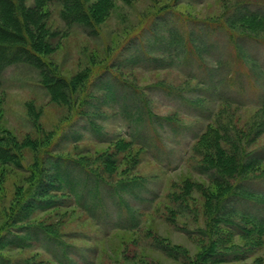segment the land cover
<instances>
[{"label":"rangeland","instance_id":"rangeland-1","mask_svg":"<svg viewBox=\"0 0 264 264\" xmlns=\"http://www.w3.org/2000/svg\"><path fill=\"white\" fill-rule=\"evenodd\" d=\"M114 2L95 37L68 31L59 5L44 7L49 32L59 33L42 55L49 68L69 81L92 75L75 105L51 102L34 69L5 73L0 134L23 168L0 165V264H57L44 228L84 263L264 264V237L241 238L211 220L236 182L264 194V164L255 163L264 149V23L237 27L234 39L222 27L243 3L264 12V0ZM107 185L120 187L119 207ZM75 193L96 208L95 220ZM230 200L227 220L240 222L235 206L264 215ZM119 212L136 221L114 228Z\"/></svg>","mask_w":264,"mask_h":264},{"label":"trees","instance_id":"trees-1","mask_svg":"<svg viewBox=\"0 0 264 264\" xmlns=\"http://www.w3.org/2000/svg\"><path fill=\"white\" fill-rule=\"evenodd\" d=\"M28 1L29 0H0V88L6 87L5 73L12 67L23 64L31 69H34L37 72L39 85L44 88V90L50 97L51 102L75 105L77 100V93L83 86V84L85 85V88H89L88 86L90 85V87L93 86V81L91 80L92 75H90V73L88 74L87 71H82L79 72L72 81H69L60 76H57L52 71V69L49 68L42 55H45L50 51V43H52L50 41L54 40L55 37L59 35V33L49 32L47 21L45 19L44 7L46 5L52 4L59 5L61 7L60 18L68 31H80L81 33L86 34L90 37H95L100 32V23L114 9L115 2L114 0H34L33 5L29 6ZM239 7L241 9V12L238 11L233 16H231L227 23L222 24V27H225L230 31V33L232 34V38L235 36L233 35V30L235 29H244L246 26L255 27L259 24L264 23V12L260 11V9L258 8V10H254L255 7H253V3H243L239 5ZM161 21L165 22V17H163ZM204 23L211 25L216 24L215 22L209 21ZM239 34L241 35L239 36V38L249 36L245 35V32H241ZM199 44L200 45H198V49L203 48L204 50L207 47V45H204L202 43ZM102 73L103 72H101L100 74ZM234 101L235 100H227V103L232 104ZM261 102V105H259L258 107L262 112H264V99ZM78 106L80 107V103H78ZM80 109L81 108H79L77 112L82 111V109ZM256 155H261L263 156V158H260L259 162L255 163L259 165L264 164V149H262ZM251 156L256 157L254 154L249 155V157ZM216 158L217 160L215 159V161L213 162L214 168L218 159L220 160L221 157L216 156ZM0 165H12L17 169L23 168L20 156L14 144L1 134ZM206 167L209 169L208 165ZM237 167L241 169V171L250 169L240 163ZM249 177L250 176H246V178ZM258 178L264 179L263 176H260ZM221 179L223 181H226L224 177ZM240 181H243V179H240ZM238 184L239 183L237 182L235 184V187L237 188L232 189V186L230 187V194H228L224 204L220 203L219 206L214 207L211 220L220 217L217 218L219 219L217 220V223H223L227 229L232 231L235 235L240 236L241 238L264 237L263 214H252V212L250 211L241 212L239 209H237V206H235V209L238 210L237 212H239L238 214L241 216L240 222L233 221L231 219L227 220L225 218V216L229 215L226 206L232 196L233 199L232 201L230 200L231 205H233L236 201H240L241 198H244L251 205L264 207L263 193H260L258 195L256 193L254 194V192L252 193L251 191H249L248 187L245 188L241 184ZM98 187H100V184H98ZM119 188L120 187L116 185L108 186L106 188V191L110 192L113 203L118 207L121 203V199L119 200L115 193L119 191ZM95 193L97 194V192ZM77 195L78 193H75V198L73 197V200L76 201L79 207H83L87 214L95 220L96 216L93 213L97 212L96 208L91 206L90 203H85L84 200L86 198L79 202V198ZM221 200L222 199H220L219 202H221ZM117 219L118 221H122V223L114 224V228L121 229L125 228L124 224L128 222L133 223L134 221H136V216L133 214L131 218L124 219L122 217L121 219L119 212L117 215ZM123 220L125 221L124 223ZM127 228H132V226ZM30 229H35L33 230V232L38 233L37 230H39V227ZM25 230L27 238L25 240H22L23 243L28 239V235H30L29 232H31H28L27 228H25ZM40 236L43 241L45 240L47 244L51 246L52 249L47 248V250L48 252H50V256L57 264H92V261L90 263L85 259L84 260L87 263H84L81 258V255L83 254L82 252L79 253V250L72 248L71 245L67 244L65 241H63V239L49 231L47 228L41 229ZM21 245L23 246L19 247L26 248L24 244ZM70 253L78 255L79 261L72 260L70 258ZM215 253L217 255V259L221 257V261H226L224 259L225 254L223 251ZM214 255L215 254H213V257Z\"/></svg>","mask_w":264,"mask_h":264}]
</instances>
